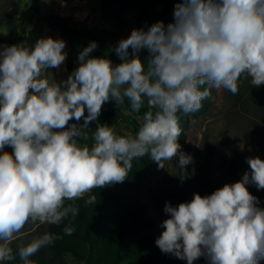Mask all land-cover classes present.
<instances>
[{"label": "clouds", "instance_id": "clouds-1", "mask_svg": "<svg viewBox=\"0 0 264 264\" xmlns=\"http://www.w3.org/2000/svg\"><path fill=\"white\" fill-rule=\"evenodd\" d=\"M62 38H40L32 47H0V264H22L59 237L48 231L13 239L31 222L60 225L79 213L76 200L94 204L92 189L123 182L134 158L191 163L179 151L178 113L198 112L211 89L238 92L242 74L264 84V0H181L173 20L134 29L115 52L122 62L90 57V42L79 53V67L67 79L50 82L44 73L66 60ZM129 49L132 58H129ZM146 49L142 63L137 53ZM31 90V91H30ZM112 99L126 112L147 105L135 134H117L98 124L92 143L85 129ZM85 109L87 115H85ZM83 117V125L69 124ZM67 126V127H66ZM11 146L8 152L5 146ZM251 174L190 201L165 202L163 231L155 243L187 264L205 257L209 264H258L264 259V208L246 185L264 189V159L249 158ZM73 202V203H66ZM69 225L63 231L71 235Z\"/></svg>", "mask_w": 264, "mask_h": 264}, {"label": "rangeland", "instance_id": "rangeland-1", "mask_svg": "<svg viewBox=\"0 0 264 264\" xmlns=\"http://www.w3.org/2000/svg\"><path fill=\"white\" fill-rule=\"evenodd\" d=\"M44 12H53L72 19L74 26L80 30L88 28H102L111 31L113 42L127 38L134 29H139L137 24V12L128 10L123 14L122 20L108 19L103 15L104 0H39ZM31 0H0V47L13 44H23V29L27 25L33 28L36 24L31 21ZM29 23V24H28ZM41 38H62L66 42L63 50L66 52V60L60 68H48L44 76L50 82L59 83L67 79L68 75L79 67V53L89 43L86 38H77L75 41V60L73 70L69 69L68 56L72 46L69 38L60 30L51 28L42 23ZM90 56V53H89ZM91 57V56H90ZM209 106L198 114H188L184 123L179 122L181 128V141L179 151L191 155L192 161L181 170L177 165L178 157L173 161H162L164 168L158 167L154 161L153 168L146 173L143 181L131 183L128 179L104 187L114 189L121 188L130 203H144L149 212L156 218L154 233L159 236L163 231L161 223L168 218L163 211L165 202L178 205L185 202L179 193L178 176L183 172L187 182L188 193L193 198V193L200 195L211 194L214 189L211 183L206 182L201 175V166L207 160L214 145L223 139L227 141L217 150L214 163L211 167L213 175L221 176L230 163V149L239 151L248 164L249 158L259 157L264 159V84L254 86L251 77L242 74L238 79V92L234 95L230 91L220 88L211 89ZM143 115L136 112H126L112 115L108 102L102 105V110L96 120L88 126L93 131L98 124H106L113 127L119 135L129 132L135 134L141 124ZM79 143H82L79 141ZM12 152L11 146L5 149ZM251 170V169H250ZM128 178V176L126 177ZM48 231V225L27 223L13 240L17 243L30 241L33 237ZM48 258L54 256V252L48 247L41 248ZM52 264H86L85 261L76 259L71 254H66L63 262ZM193 264H209L205 257H200ZM258 264H264V259Z\"/></svg>", "mask_w": 264, "mask_h": 264}, {"label": "trees", "instance_id": "trees-1", "mask_svg": "<svg viewBox=\"0 0 264 264\" xmlns=\"http://www.w3.org/2000/svg\"><path fill=\"white\" fill-rule=\"evenodd\" d=\"M179 2L181 0H104L103 15L108 19L122 20L126 11H136L139 29L146 30L157 21H163L165 25L172 22L175 5ZM30 6L32 10L31 21H35L36 24L33 28L26 25L23 29L25 46L32 47L41 38V24L44 23L51 28L60 30L69 38L72 46L68 56L70 70L74 68L75 41L77 38H86L88 43L93 41L97 43V48L90 53L91 57H106L113 65L122 62L115 52L117 44L113 42L114 34L111 31L97 27L80 30L74 26L70 17L53 12H44L39 0H31ZM0 41L4 40L0 38ZM132 55V51L129 49V58H132ZM137 55L146 65L149 58L147 50L142 49ZM210 96L202 101V107L198 112L191 114H198L205 110L209 106ZM107 102L112 115L121 114L125 108L130 107L127 101L124 106L117 105L112 99ZM146 110L145 102V106L141 108L138 114L143 115ZM85 115H87L86 109ZM177 115L179 122L184 123L187 115L183 113ZM71 123H77L78 126L83 125V117L79 121H69V124ZM85 131L88 140H81V142L91 145V137L94 131L88 125ZM181 137V135L178 137V141H181ZM224 143H227L225 139L214 145L207 160L201 166L202 178L211 183L214 190L226 183L232 184L241 180L246 172L251 174V170L244 162L241 153L231 148L229 152L230 163L221 176L213 175L211 167L217 150ZM154 164L155 162L148 155L134 158L132 169L128 173V178L125 179L131 183L143 181L146 173L153 168ZM246 187L257 198V206L264 208V189H258L254 183H250ZM178 188L182 199L190 201L191 198L183 172L178 176ZM90 195L96 197L94 204L86 205L84 203L87 195L85 198L74 202L79 207V213L74 219L69 217L63 220L60 225H48V232L55 233L59 237L49 246L54 252V256L48 258L43 250H39L30 258L33 264L63 262L66 254H71L76 259L85 261L86 264H187L186 260L179 259L173 254L163 253L156 245L155 240L158 237L154 233L156 218L149 212L144 203L128 202L120 187L114 189L94 188ZM69 225L75 230L71 235H66L63 229ZM17 244L16 240L12 241L11 246L14 250ZM6 264H22V262L17 258L14 261L6 262Z\"/></svg>", "mask_w": 264, "mask_h": 264}]
</instances>
